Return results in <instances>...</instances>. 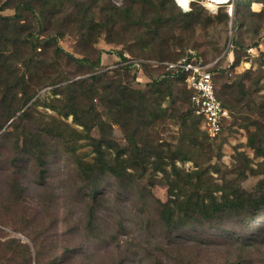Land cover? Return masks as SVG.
<instances>
[{
  "label": "rangeland",
  "instance_id": "374dc122",
  "mask_svg": "<svg viewBox=\"0 0 264 264\" xmlns=\"http://www.w3.org/2000/svg\"><path fill=\"white\" fill-rule=\"evenodd\" d=\"M155 1L153 5L145 0L135 2L134 15L127 18L122 9L129 0H0V16L12 17L0 25V62H7L0 67V264H28L27 259L29 264H50L55 256L57 264H205L198 258L219 261L224 255L172 237L161 223L160 203L168 198L167 178L175 175L168 157L183 143L181 153L189 152L191 159H175L181 173L201 168V180L210 189L233 186L248 193L261 191L258 184L264 166L258 164L264 157L254 153L248 139L258 135L264 121L258 107L264 100V17H248V26L232 27L231 19L207 22L205 14L214 15L215 8H228L231 14V5L227 0H192L208 8L202 11L199 24L185 26L170 19L156 22L152 20L159 0ZM174 8L171 2L162 6L167 14L177 11ZM184 9L188 11L189 6ZM53 36L54 42L49 40ZM231 38L239 44L231 43ZM29 39L38 45L34 53ZM184 49L199 54L211 72H216V90L227 109L222 131L214 138L205 137L200 119L196 133L201 146L192 147L184 136L179 113L190 103L177 78L171 82L172 95L156 98L161 99L167 115L145 127H137L129 114L110 110L109 100L95 96L91 102L101 123L86 117L90 126L86 129L75 123L72 114L63 115L66 91L54 94L51 90L96 72L104 73L108 84L121 80L127 87L146 89L163 77L164 68L137 64L135 72L136 66L123 68L126 59H173ZM233 51L240 55L234 65ZM29 57L41 61L27 68L24 62ZM75 57L93 63L100 57V62L91 69ZM8 69L16 71L13 79L25 74V83L32 81V86L8 89L4 84L12 82ZM32 89L36 94L24 103ZM82 90L76 89L78 103L85 100ZM14 110L11 123L7 119ZM22 111L26 116L18 121ZM59 125L62 134L58 136ZM127 136L142 148L138 159L133 157ZM101 137L107 142L102 145V170L95 165L93 145ZM19 138L24 142L16 144ZM144 147L153 154H147ZM40 152L42 158H49L42 166L43 174L37 160ZM76 160L88 164V176L82 175L84 166ZM124 163L129 167L122 168ZM115 168L118 175L113 173ZM92 180L99 183L95 199L89 194ZM238 218L229 212L226 220L242 228ZM255 220V225L263 221L264 214ZM196 232L189 227L179 235ZM10 239L21 243L17 254L6 248ZM248 254L262 264L264 243ZM192 256L190 263L187 258Z\"/></svg>",
  "mask_w": 264,
  "mask_h": 264
},
{
  "label": "trees",
  "instance_id": "16d2710c",
  "mask_svg": "<svg viewBox=\"0 0 264 264\" xmlns=\"http://www.w3.org/2000/svg\"><path fill=\"white\" fill-rule=\"evenodd\" d=\"M130 2L124 6L122 9L123 16L130 18L134 15V5L135 2H141L143 0H129ZM149 1L150 5H153L154 0H145ZM228 1V2H227ZM226 3H231V14L228 12V8L225 9H216V13L214 15L205 14L204 20H207V22L211 21L212 19L217 20H232V27L236 26H248L250 23H248V17H256L257 20L262 16V19L264 17V0H227ZM170 3L175 6L176 10L175 12H172V14H167L168 11H165L162 9V6L164 3ZM252 2H259L263 6L259 11H253L250 7ZM155 3H158V0L155 1ZM6 4V2H5ZM191 4L193 7H191ZM30 7V6H29ZM156 15L153 18L152 21H160L163 22L165 20L170 19L173 23H179L181 25L185 26H195L199 24L202 20L201 13L202 11L206 13V10L208 8H204V6L196 5L192 0L189 2V10H185L183 7H179L175 0H159V3L156 6ZM174 8V9H175ZM3 9V6H0V10ZM209 13V12H208ZM246 16V17H245ZM245 17V21L244 18ZM12 17L10 16H0V25L6 24L11 20ZM257 23V22H256ZM115 24V21L113 22ZM253 24V23H252ZM145 26H149V23L147 22ZM254 26H258L254 24ZM152 32V30H150ZM1 36V33H0ZM55 37L53 36L49 40L54 42ZM30 40V39H29ZM30 42V48L31 53H34L38 47L35 42ZM231 43L233 44H239V42L233 38H231ZM189 51H192L191 49H184L176 58L173 59H154V58H143V59H137V61L127 60L126 64L123 65V68L128 69V67L136 66L134 69L135 72L138 71L137 64L142 67L145 65H150L153 67L159 66L161 68H164V71L162 72V76L159 80L154 79L149 85L150 87L146 89H136V88H130L121 83V80H114L110 84H108V81H105L103 78L105 76L102 72H96L93 73L85 78L77 79L73 82H67L63 84L62 86L58 87H52V92L54 94L64 92L66 97V103H61L63 107H67V110L64 111L63 115L67 117L68 114L73 115V120L77 125L83 126L86 129H88L90 126L85 123L86 117H89L92 120L98 119V113L96 114L93 110V103L91 102L92 99H94L95 96H98L100 99H106L111 102L110 104V110H116L118 113L129 114L133 119L136 120L137 127H145L148 125L151 121L156 122L158 119H161L162 117L167 115L166 108H161V99L157 101V96L163 97L164 95H172L173 88H172V80L177 78L178 82L183 83L185 90L184 93L186 98H188L192 93V90L188 89L186 87L185 83V73H176L171 69H167L165 65L161 64L163 62H176L180 60L181 58H190ZM234 52V51H233ZM243 52L246 53V48L243 49ZM196 53V52H195ZM197 54V53H196ZM3 55L2 52H0V57ZM198 57H201L199 54H197ZM73 57V56H72ZM240 55L236 52H234V59L232 64H236L239 60ZM123 58V56H121ZM202 58V57H201ZM77 62H85V65L88 66L91 69H95L97 64L100 62V57L96 59V61L93 63L89 59L85 58H73ZM203 60V59H202ZM41 61L40 58L37 60H34L33 58L29 57V59L26 60L25 65L27 68L33 67L32 65H37L36 62ZM204 63H206L203 60ZM7 65L6 60H2L0 62V67H4ZM48 66L44 65V67ZM43 67V68H44ZM142 69V68H141ZM210 72L212 70V67L209 68ZM215 72V69H213ZM9 73L8 76H12V82H4L6 87L8 89H15L18 87H22L23 85H29L28 87L32 86V81L26 82L25 74H21L19 78H14L16 71L14 70H7ZM212 73V72H211ZM47 74V73H45ZM215 74L212 73L213 82H214V88H215V95L220 100L223 107H225V103L221 101L220 97L218 96L216 85H215ZM49 74H47L45 77H48ZM30 82V84H28ZM163 85V86H160ZM77 87H80L83 89L80 91L82 94H84L85 100L83 102L78 103V100L76 98V89ZM71 88L75 89L73 93L68 92ZM29 89V88H28ZM100 89V90H99ZM37 90H31L30 93L27 94L25 97L24 103L29 101L31 98L34 97ZM24 93H27L25 91ZM157 93V95H156ZM64 96V95H63ZM83 97V96H82ZM83 97V98H84ZM38 98V97H36ZM262 105H258L259 112L264 114V100L262 101ZM23 103V104H24ZM105 103V102H104ZM54 108V107H53ZM226 108V107H225ZM109 110V109H108ZM25 111V110H24ZM22 111L17 116V120L24 119L26 116V112ZM14 112L9 115L8 119H11L14 114ZM262 116V115H261ZM85 117V118H84ZM84 119V120H83ZM200 117L194 114L193 109L191 106L188 107L185 111H182L179 113V120L180 124L183 129V133L185 138L188 139V143L191 144L192 147L201 146L202 142L198 139V136L196 131H198V122L200 121ZM264 119V118H263ZM13 120V119H12ZM12 120L11 121L12 123ZM17 121V122H18ZM99 123H101L100 119H98ZM263 121V120H262ZM10 123V122H9ZM255 123V122H254ZM60 124H64L67 126L66 122H60ZM10 126V124L8 125ZM62 126V125H61ZM59 125L60 133L57 135L62 134V127ZM2 125L0 126V128ZM223 128V125H222ZM222 131V130H221ZM220 131V132H221ZM87 132V131H86ZM205 137H209L207 132L204 130ZM258 135L256 136H249L248 142L251 145V147L254 149V153L256 155H260L264 157V121L263 125L260 127L259 131L257 132ZM23 135V133H21ZM218 135V134H217ZM216 135V136H217ZM215 136V137H216ZM24 137V135H23ZM128 140L131 144H133V150H134V158L138 159V156L141 152V147H137L136 141L133 140V138H130L129 136ZM210 138V137H209ZM214 138V137H213ZM23 141L22 138L17 141L18 142ZM93 141V139L91 140ZM24 142V141H23ZM135 142V143H134ZM107 142H104L102 137L101 139H96L93 142L94 149L97 152V156H95V165L99 167L100 170L104 167V161H105V151L102 148V145H106ZM39 145V144H37ZM184 143L181 144L179 147H175L173 153L170 155L169 158V164L174 169V178L170 179L167 178L168 181V198L166 201L160 203V210H159V217L161 220L162 225L165 229H169L168 232H171L173 235L172 237H177L181 239L180 241L183 243H189L193 241L196 245H201V247L208 248L210 250H213L214 252L222 251L224 252V255L221 256V259L218 261H212V258H207L205 260L202 258H198V260H204L205 264H256L255 260L251 258V256L248 254L249 249L255 248L257 245L264 243V220L257 223H255V219L258 218L260 215L264 214V175L263 178H261L259 182V190L260 192L251 193V192H245L244 190H239L237 187H231L230 188H218L210 189L209 187L204 186L203 181L201 180V177L203 175L204 170L201 168H197L191 171L187 172H180L178 168L175 166V159L180 161H186L190 160L191 156L188 153H181L182 149L184 148ZM208 146V150L210 149V145L206 144ZM39 148V146H38ZM145 152L147 154H153L149 148L144 147ZM211 151V149H210ZM42 152H40L39 156L37 157L38 165L40 166L39 173L43 174L45 171V167L42 168V166L45 165V162L49 159L45 155L42 158ZM118 155L116 154V158L118 159ZM211 157V156H210ZM264 160V159H263ZM122 162L124 160H121ZM14 163V162H13ZM76 163L78 165H83L84 163L80 162L79 160H76ZM88 165V164H86ZM86 165L83 167V170L81 171L82 175H87V172L85 169L87 168ZM130 165V164H129ZM127 164H122V168L129 167ZM259 166H264V161L261 162V164H258ZM262 168V167H259ZM254 173H258L257 169L253 170ZM166 172V171H165ZM113 173L115 175L119 174V171L115 168L113 170ZM264 173V172H261ZM89 186V194L92 196L93 199L98 196L99 193H97V188L99 186V183L95 182V180L88 185ZM216 191H220L219 195L215 194ZM229 212H235L239 218L238 223L242 225L241 227L238 226H230L228 224V221L226 220L227 215ZM229 225V226H228ZM245 225V230L243 229ZM253 225H255L253 227ZM189 227H194L197 229V232L192 235H179V233H183V231ZM230 227V228H229ZM215 230L217 233L210 234L209 231ZM241 230V231H240ZM219 232V233H218ZM178 235V236H177ZM173 240V239H171ZM178 241V240H177ZM177 243V242H176ZM21 243L15 239H10L9 242L6 243L7 249H12L16 252V247H19ZM35 245V242L33 243ZM26 252H29V247L22 245ZM217 249V250H216ZM67 251V250H66ZM38 252L37 250L35 253ZM38 255V254H37ZM69 254H66V256ZM263 258L261 259V263L263 264L264 255H262ZM192 257L187 258L188 262L192 263ZM36 262V260H35ZM27 263L29 264V259H27ZM58 258L55 256L51 259L50 264H57Z\"/></svg>",
  "mask_w": 264,
  "mask_h": 264
},
{
  "label": "built area",
  "instance_id": "2783aa9c",
  "mask_svg": "<svg viewBox=\"0 0 264 264\" xmlns=\"http://www.w3.org/2000/svg\"><path fill=\"white\" fill-rule=\"evenodd\" d=\"M178 5L188 8L190 0L186 5ZM216 10V8H215ZM250 50H252L250 48ZM190 58H181L176 62H163L167 69L176 73H185L186 87L192 90L189 103L194 114L201 118L203 128L210 138L215 137L222 130L223 119L227 117V109L222 106L215 95L212 73L207 63L194 51H189Z\"/></svg>",
  "mask_w": 264,
  "mask_h": 264
},
{
  "label": "crops",
  "instance_id": "0c3cea01",
  "mask_svg": "<svg viewBox=\"0 0 264 264\" xmlns=\"http://www.w3.org/2000/svg\"><path fill=\"white\" fill-rule=\"evenodd\" d=\"M229 5L232 6L231 3H229ZM250 7H251V9H252L253 11H259V10L261 9V7H262V4L259 3V2H252L251 5H250ZM231 56H232V55H231Z\"/></svg>",
  "mask_w": 264,
  "mask_h": 264
},
{
  "label": "bare ground",
  "instance_id": "6f19581e",
  "mask_svg": "<svg viewBox=\"0 0 264 264\" xmlns=\"http://www.w3.org/2000/svg\"><path fill=\"white\" fill-rule=\"evenodd\" d=\"M180 1V4H183V5H186L187 3V0H179Z\"/></svg>",
  "mask_w": 264,
  "mask_h": 264
}]
</instances>
